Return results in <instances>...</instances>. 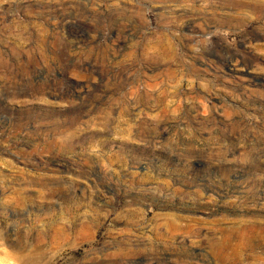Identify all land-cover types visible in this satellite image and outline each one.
Listing matches in <instances>:
<instances>
[{"label":"rangeland","instance_id":"1","mask_svg":"<svg viewBox=\"0 0 264 264\" xmlns=\"http://www.w3.org/2000/svg\"><path fill=\"white\" fill-rule=\"evenodd\" d=\"M253 3L0 0L6 264H264Z\"/></svg>","mask_w":264,"mask_h":264},{"label":"bare ground","instance_id":"2","mask_svg":"<svg viewBox=\"0 0 264 264\" xmlns=\"http://www.w3.org/2000/svg\"><path fill=\"white\" fill-rule=\"evenodd\" d=\"M251 1H253L254 3L251 7L249 6L250 11L258 12V13H264V0H251ZM241 228L242 229L236 234V238L238 237L237 242L240 244V248L248 247L251 250H253L255 245H252L250 240H252L253 238L250 236L254 233L257 234L256 236H264V234L260 233V231L262 230V225H260V223H255V224H249V225L241 227ZM227 235H230L229 232ZM230 247H232V248H230ZM224 249L236 251V249H239V247L237 244L233 245V246H229V247L222 245L219 248H217V254H218V252H220L221 250H224ZM0 254L4 255L3 257H0V264H4L7 261V259L9 258L8 253L6 251H4L3 249H0Z\"/></svg>","mask_w":264,"mask_h":264}]
</instances>
